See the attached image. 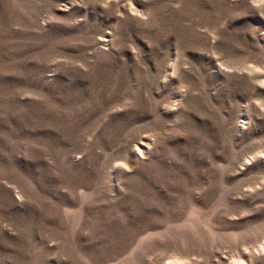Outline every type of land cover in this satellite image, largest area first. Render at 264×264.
I'll return each instance as SVG.
<instances>
[{
  "label": "rangeland",
  "instance_id": "1",
  "mask_svg": "<svg viewBox=\"0 0 264 264\" xmlns=\"http://www.w3.org/2000/svg\"><path fill=\"white\" fill-rule=\"evenodd\" d=\"M0 264H264V0H0Z\"/></svg>",
  "mask_w": 264,
  "mask_h": 264
}]
</instances>
